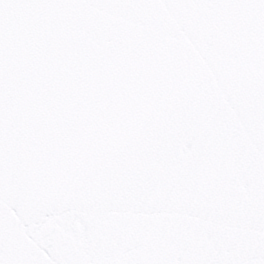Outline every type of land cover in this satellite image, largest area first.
<instances>
[{
  "label": "snow or ice",
  "instance_id": "1",
  "mask_svg": "<svg viewBox=\"0 0 264 264\" xmlns=\"http://www.w3.org/2000/svg\"><path fill=\"white\" fill-rule=\"evenodd\" d=\"M0 264H264V0H0Z\"/></svg>",
  "mask_w": 264,
  "mask_h": 264
}]
</instances>
